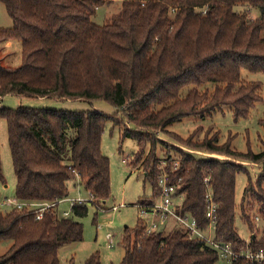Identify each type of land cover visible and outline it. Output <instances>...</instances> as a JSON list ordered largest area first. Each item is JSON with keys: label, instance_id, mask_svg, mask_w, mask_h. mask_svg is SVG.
<instances>
[{"label": "trees", "instance_id": "1", "mask_svg": "<svg viewBox=\"0 0 264 264\" xmlns=\"http://www.w3.org/2000/svg\"><path fill=\"white\" fill-rule=\"evenodd\" d=\"M0 1L12 20L11 27H0V41L16 39L21 46L18 66L0 61V98L15 94L90 104L84 110L0 105L15 176L14 199L58 201L68 196V182L74 180L93 193L95 203L108 198L110 166L101 136L106 123L118 124L121 114L134 127L120 129V142L136 141L129 164L143 168V179L152 187L150 199L157 192L160 159L167 169L177 161L170 173V181L181 186L176 210L205 228L207 183L217 203L215 237L237 252L264 253V148L258 153L236 151L230 140L219 144L217 133L209 136L208 127L200 139L193 133L176 136L184 146L207 155L179 150L178 156L169 151L157 157L153 147L145 152L153 143L145 130L205 117L224 106L235 120L246 118L256 103L264 102V84L242 78V70L264 74V0H123L102 25L91 18L106 0ZM245 6L257 8L258 15L251 18ZM99 100L114 112L98 110L94 102ZM245 162L259 165L262 172L255 182L248 178L238 204L250 234L246 239L234 224L235 177L246 172ZM86 213L87 205L72 206L69 217L52 210L39 219L25 209L0 213V241H11L0 264H59V248L83 240V225L75 218ZM256 216L260 225L255 230ZM119 244L124 249L119 264L221 261L215 249L179 225L145 235L138 220L132 228L124 227ZM83 264H101L99 252ZM229 264H264V258H238Z\"/></svg>", "mask_w": 264, "mask_h": 264}, {"label": "rangeland", "instance_id": "2", "mask_svg": "<svg viewBox=\"0 0 264 264\" xmlns=\"http://www.w3.org/2000/svg\"><path fill=\"white\" fill-rule=\"evenodd\" d=\"M122 1L110 0L107 2L106 0L104 5L96 9L91 18L92 22L97 25L107 23L110 16L120 10ZM243 8L249 11L251 18L258 15L257 8L248 6ZM243 8L236 7L235 9L241 10ZM11 26L12 20L4 4L0 1V27ZM20 60L21 46L18 40L0 41V61L3 65L16 67L20 64ZM242 78L246 81H259L264 84V74L261 73L242 70ZM0 105L7 108L27 106L68 110H84L90 107V104L85 100L61 101L46 97H28L15 94H8L0 98ZM94 105L98 110L108 115L115 110L111 105L101 100L95 101ZM116 119L118 121L116 125L110 121L106 123L101 136V151L109 159L110 196L96 203L97 206L87 205L86 215L75 218L83 225V240L61 246L58 251L59 264H71L70 261L72 264H83L84 260L94 251L99 252L101 264H119L124 253L123 247L119 244L124 227L132 228L138 221L135 203L139 198L149 196L152 193L151 184L143 179V168L140 164L132 166L129 164L130 162L124 163L122 161L125 156L129 157V161L132 159L137 150V145L136 141L131 138H125L120 142V129L126 127L132 130L134 125L123 120L121 114H117ZM208 127L211 128L209 136L214 133L218 134L219 144L230 140L231 148L236 151L247 152L250 150L253 153H258L264 148V102L256 103L246 118L235 120L230 107L224 106L222 111H216L205 117H185L161 130H145L153 141L146 146L145 152L150 151L153 147L157 157L169 151L178 156L179 150L194 155H207L184 146L182 142L176 139V136L185 138L193 133L194 139L197 137L200 139ZM119 146L121 152L118 151ZM212 156L220 159L226 158L218 154ZM245 163L247 165L246 172L241 171L235 177L236 215L234 221L238 234L244 239L248 238L250 234L247 226L240 219L238 204L248 178L255 182L258 175L262 173L259 165L251 162ZM0 167L3 176V179L0 178V213H5L10 209L5 200L13 195L15 176L8 147L6 123L2 118H0ZM76 185L75 180L68 182L69 196L75 197L78 194L85 196V191L81 187H78L77 190L80 189V191H77ZM262 186L264 188V184ZM113 205L117 206L116 210L111 209ZM58 208L60 211L68 210L69 204L62 202ZM256 222L255 230L260 225L259 220ZM109 235H112V247L109 246ZM10 244L11 241L9 240L0 241V254ZM220 264L229 263L220 261Z\"/></svg>", "mask_w": 264, "mask_h": 264}, {"label": "built area", "instance_id": "3", "mask_svg": "<svg viewBox=\"0 0 264 264\" xmlns=\"http://www.w3.org/2000/svg\"><path fill=\"white\" fill-rule=\"evenodd\" d=\"M122 161L124 163H129V157L125 156ZM176 164L177 161H174L170 169H167L165 161L160 159L159 172L156 176V195L150 199L152 197L151 193L147 196L148 200L135 203L138 220L142 226V233L148 235L155 231H163L170 222L172 225L171 229L173 226L179 225L183 227L191 237L201 239L207 245L215 249L222 262L231 263L238 258H244L248 261L262 260L264 258V253L262 251L250 252L249 249H244L237 252L230 247L229 243L215 237L214 230L217 219V203L214 201L212 190L207 183L205 191V217L208 222L205 228L199 227L197 221L193 217L176 210V206L180 205L182 201L179 181H170V173L175 169ZM204 181L207 182L208 178H205ZM62 202H67L69 204L68 210H59V204ZM5 203L10 206V209H25L27 212H32L37 219L41 218L43 212L46 210H52L54 214L62 217H68L71 215V207L74 205H98L94 202L93 193L89 190L85 191V196H81V194L75 197L66 196L54 202H25L16 200L12 197L6 199ZM116 208V205L111 207L112 210H116ZM255 220L258 221L257 216ZM171 229H168V232ZM108 241L109 246L112 247V235L108 236Z\"/></svg>", "mask_w": 264, "mask_h": 264}, {"label": "crops", "instance_id": "4", "mask_svg": "<svg viewBox=\"0 0 264 264\" xmlns=\"http://www.w3.org/2000/svg\"><path fill=\"white\" fill-rule=\"evenodd\" d=\"M75 182H77V181H75ZM68 187H69V186H68ZM78 187H79V186H78V184H77V185H76V190L78 189ZM68 191H69V188H68ZM77 191H80V189L77 190ZM68 196H69V194H68ZM11 198H12V197H11ZM171 226H172L171 224H168L167 228L163 229V231L166 230L165 232H168L167 230L170 229Z\"/></svg>", "mask_w": 264, "mask_h": 264}, {"label": "bare ground", "instance_id": "5", "mask_svg": "<svg viewBox=\"0 0 264 264\" xmlns=\"http://www.w3.org/2000/svg\"><path fill=\"white\" fill-rule=\"evenodd\" d=\"M220 157V156H219Z\"/></svg>", "mask_w": 264, "mask_h": 264}]
</instances>
